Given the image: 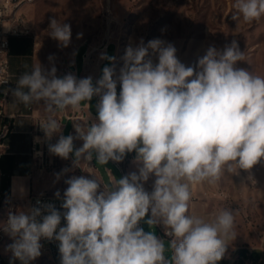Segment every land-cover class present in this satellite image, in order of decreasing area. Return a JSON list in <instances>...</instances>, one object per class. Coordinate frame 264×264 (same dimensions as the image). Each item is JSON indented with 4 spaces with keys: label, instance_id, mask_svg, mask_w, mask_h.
<instances>
[{
    "label": "clouds",
    "instance_id": "clouds-1",
    "mask_svg": "<svg viewBox=\"0 0 264 264\" xmlns=\"http://www.w3.org/2000/svg\"><path fill=\"white\" fill-rule=\"evenodd\" d=\"M232 7L235 21L264 17V0H234ZM48 34L67 47L71 26L51 18ZM176 53L159 38L146 45L141 40L126 47L116 79L109 66L94 83L91 76L58 77L55 66L40 64L19 77L11 90L15 101L42 104L49 115L40 129L49 140L59 137L48 145L51 154L71 156L74 167L87 165L91 174L93 159L107 165L135 152L137 171L107 184L92 174L72 176L65 180L62 212L52 204L10 211L2 227L14 241L9 264L40 257L42 238L59 242L60 264H218L225 257L236 239L235 213L223 209L212 221L192 215V188L215 185L225 173L238 175L264 160V76L238 66L245 55L235 39L223 50L210 45L194 66ZM100 58L115 60L103 53ZM93 97H99L97 115L73 121L75 135H63L56 113L78 110ZM141 223L162 226L167 248Z\"/></svg>",
    "mask_w": 264,
    "mask_h": 264
},
{
    "label": "rangeland",
    "instance_id": "rangeland-1",
    "mask_svg": "<svg viewBox=\"0 0 264 264\" xmlns=\"http://www.w3.org/2000/svg\"><path fill=\"white\" fill-rule=\"evenodd\" d=\"M233 3L234 0H33L21 4L20 11L27 20L30 36L37 43L39 64L45 70L55 66L56 75L67 67L77 52L76 63L81 64L83 53L89 56L102 53L109 43L118 49L114 71L118 70L123 66L122 57L127 46H136L141 40L146 45L159 38L175 46L178 59L186 66L196 65L210 45L223 50L235 39L245 55V61L238 66L264 76V17L252 23L243 19L235 21L232 19ZM51 18L71 26L69 46H60L48 34ZM78 33L83 34L82 38H77ZM108 56L114 57L113 48ZM153 62H157L155 57ZM109 64L110 61L103 68ZM70 129L71 124L65 123V136ZM58 138L47 139L40 166L41 179L34 183L41 194L55 196L59 191L63 196L68 187L65 180L72 176L92 178V174L107 184L114 178L137 171L135 159L126 155L123 161L117 162L123 172L113 161L99 165L93 159V164H89L93 167L91 174L87 173V165L74 167L70 158L65 160L48 151V145L56 143ZM36 167L39 173V165ZM65 168L70 171L63 172ZM238 172V175L225 173L215 185L203 182L194 186L189 212L207 221L214 220L223 209L235 213L236 239L229 241L226 255L218 264H264V160L251 170ZM58 173L61 175L57 180ZM153 180L145 184L147 191L152 190ZM0 195V256L10 262L8 246L14 241L2 227L10 211L27 210L29 206L7 199L1 191ZM141 225L145 231L153 230L158 237L164 238L167 248L168 238L162 226L149 229L146 224ZM41 251L42 255L31 264H55L43 247ZM253 252L256 254L252 255ZM165 255L170 257V250Z\"/></svg>",
    "mask_w": 264,
    "mask_h": 264
},
{
    "label": "crops",
    "instance_id": "crops-1",
    "mask_svg": "<svg viewBox=\"0 0 264 264\" xmlns=\"http://www.w3.org/2000/svg\"><path fill=\"white\" fill-rule=\"evenodd\" d=\"M36 45L37 43L30 35L24 38H14L11 45L13 51L11 52L10 68L16 84L25 71H30L32 67L39 65ZM111 48H113L116 59L118 49L110 43L104 48L102 53L108 56ZM102 53H95L93 56H89L85 52L82 54L81 64H79L76 63L77 52L67 67H64L57 76L62 77L69 73L74 74L78 79L91 76L95 83L102 76L101 70L103 66L109 61L108 59L100 58ZM114 65L115 60L110 61L109 67L114 68ZM120 68L114 71V79L119 75ZM119 91L120 86L118 84V94ZM93 100L95 101V107H93ZM98 102L99 97H93L90 102H82L78 110L68 109L65 112H57L54 118L61 123L62 134L64 135L65 123H69L71 124L69 134L75 135L73 121L85 120L89 112L94 118L97 115L96 104ZM6 112L8 117H0V131L2 126L8 123L11 127V132L2 141V146L0 147V183L4 177L9 178V187L5 191L7 199L29 206L31 198L41 194L40 190L34 186V183L36 179H41L40 166L43 162V155L46 152L47 138L44 132L41 133L37 129L39 127L38 123L45 119L49 113L45 111L42 104H33L26 107L24 104L15 101L14 96L11 98ZM82 143L80 140L74 141L77 148L82 146ZM132 154L135 159V152H132ZM70 159L72 160L71 156ZM91 163L93 164V161ZM117 164L122 170V166L119 163ZM38 165L39 173L36 167ZM81 166H84V164Z\"/></svg>",
    "mask_w": 264,
    "mask_h": 264
},
{
    "label": "built area",
    "instance_id": "built-area-1",
    "mask_svg": "<svg viewBox=\"0 0 264 264\" xmlns=\"http://www.w3.org/2000/svg\"><path fill=\"white\" fill-rule=\"evenodd\" d=\"M33 0H0V117L6 118L7 106L13 97L12 91L17 87L14 81V76L11 73L10 58L11 45L10 38L13 36H29L30 30L26 18L20 12V5L23 3H30ZM43 132L40 127L37 129ZM11 132V127L8 123L2 126L0 131V147L2 141L6 139ZM114 162V161H113ZM117 163V162H115ZM2 197L0 195V201ZM63 196L58 199L54 195L40 194L31 198L29 208L37 207L43 209L44 205L52 204L59 211H64L61 208ZM46 214V213H44ZM63 218L61 219V227L65 225ZM142 227V225H140ZM44 251L50 256L55 264H60L59 242L55 240H41ZM0 264H9L0 256ZM14 264H20L17 260Z\"/></svg>",
    "mask_w": 264,
    "mask_h": 264
},
{
    "label": "trees",
    "instance_id": "trees-1",
    "mask_svg": "<svg viewBox=\"0 0 264 264\" xmlns=\"http://www.w3.org/2000/svg\"><path fill=\"white\" fill-rule=\"evenodd\" d=\"M24 37H25L24 35L11 37L10 38V45H12L14 38H24ZM12 51H13V48L11 47V52ZM128 155H130V157L134 158L132 153H130ZM8 187H9V178L4 177L0 183V191L5 194V191L8 190ZM254 254H256V252L252 253V255H254Z\"/></svg>",
    "mask_w": 264,
    "mask_h": 264
}]
</instances>
